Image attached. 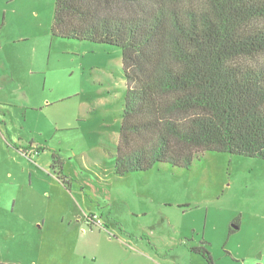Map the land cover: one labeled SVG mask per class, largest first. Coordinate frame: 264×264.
<instances>
[{"label": "rangeland", "instance_id": "374dc122", "mask_svg": "<svg viewBox=\"0 0 264 264\" xmlns=\"http://www.w3.org/2000/svg\"><path fill=\"white\" fill-rule=\"evenodd\" d=\"M55 0H0V261L264 264V160L113 174L121 52L51 33Z\"/></svg>", "mask_w": 264, "mask_h": 264}, {"label": "trees", "instance_id": "16d2710c", "mask_svg": "<svg viewBox=\"0 0 264 264\" xmlns=\"http://www.w3.org/2000/svg\"><path fill=\"white\" fill-rule=\"evenodd\" d=\"M51 33L121 52L113 174L206 152L264 160V0H55Z\"/></svg>", "mask_w": 264, "mask_h": 264}, {"label": "crops", "instance_id": "0c3cea01", "mask_svg": "<svg viewBox=\"0 0 264 264\" xmlns=\"http://www.w3.org/2000/svg\"><path fill=\"white\" fill-rule=\"evenodd\" d=\"M191 253V252H190Z\"/></svg>", "mask_w": 264, "mask_h": 264}]
</instances>
